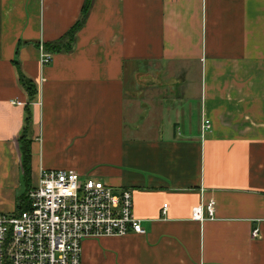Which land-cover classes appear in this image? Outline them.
Returning a JSON list of instances; mask_svg holds the SVG:
<instances>
[{"label": "crops", "instance_id": "crops-1", "mask_svg": "<svg viewBox=\"0 0 264 264\" xmlns=\"http://www.w3.org/2000/svg\"><path fill=\"white\" fill-rule=\"evenodd\" d=\"M84 3L0 0V214L41 169L71 170L132 191L146 231L86 242L82 264H264V0H94L43 67Z\"/></svg>", "mask_w": 264, "mask_h": 264}, {"label": "built area", "instance_id": "built-area-1", "mask_svg": "<svg viewBox=\"0 0 264 264\" xmlns=\"http://www.w3.org/2000/svg\"><path fill=\"white\" fill-rule=\"evenodd\" d=\"M40 52L42 66L50 65L52 55L43 47ZM210 129L205 121L203 133ZM28 203L19 214H0V264H82L88 241L146 234L132 191L115 190L75 171L41 169ZM213 206L207 208L210 217ZM193 218L203 221L204 208L194 209Z\"/></svg>", "mask_w": 264, "mask_h": 264}, {"label": "trees", "instance_id": "trees-1", "mask_svg": "<svg viewBox=\"0 0 264 264\" xmlns=\"http://www.w3.org/2000/svg\"><path fill=\"white\" fill-rule=\"evenodd\" d=\"M93 3H94V0H85V3L82 8L81 19L62 39H60L59 41L53 42V43H48V44L43 45L44 50L47 53H50L51 55H56V54H61V53H68L74 50L76 36L78 32H80V30H82V28L85 26L90 16ZM18 72H19L20 84L28 94L29 104H32L38 99V96H39L38 86L33 80H31L30 78H28L26 75L22 73L20 66H19ZM29 104L27 105V108H26V112H27L26 128L22 136L19 139L23 171H24V180L28 187L31 183V160H32V154H31V149H30L31 140L28 137V131H29L28 129H29V125L31 122L30 121L31 113H30ZM28 206H29L28 194H26L19 202L17 213L19 214L27 210Z\"/></svg>", "mask_w": 264, "mask_h": 264}, {"label": "rangeland", "instance_id": "rangeland-1", "mask_svg": "<svg viewBox=\"0 0 264 264\" xmlns=\"http://www.w3.org/2000/svg\"><path fill=\"white\" fill-rule=\"evenodd\" d=\"M24 189L26 187V183H25V180H24V185H23ZM27 188V187H26ZM28 189V188H27ZM6 215H11V214H6Z\"/></svg>", "mask_w": 264, "mask_h": 264}]
</instances>
